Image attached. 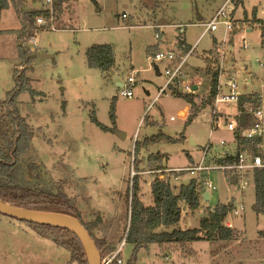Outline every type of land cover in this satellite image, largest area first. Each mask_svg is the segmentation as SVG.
Instances as JSON below:
<instances>
[{
	"label": "rangeland",
	"instance_id": "1",
	"mask_svg": "<svg viewBox=\"0 0 264 264\" xmlns=\"http://www.w3.org/2000/svg\"><path fill=\"white\" fill-rule=\"evenodd\" d=\"M224 1L54 0L56 29L40 28L36 21L34 33L37 31L38 44L29 54L32 60L28 63L21 58L18 44L22 22L13 7L2 11L0 112H5L2 102L17 85L15 68L29 78L33 89L32 93L22 91L16 99L19 114L35 132L32 149L26 154L30 163L26 177L34 180L40 177L38 181L44 185L59 183L75 198L84 221L101 217L93 232L107 246L115 245L116 250L123 245L119 255L123 264L134 258L136 264H264V204H258L257 182L252 178L242 188V180L230 182L222 170L210 171L206 177L217 187L210 191V199H205L194 210L181 203L185 208L182 207L178 226L182 229L199 227L202 217L217 203L234 201L236 206L242 204L243 208L238 214L233 208L226 219L229 226L237 229L233 240H195L190 254L177 243H152L137 248L133 241L126 239L131 206L127 196L129 182L134 174L140 173L137 176L142 200L145 205H152L151 182L154 176L162 177L165 171L150 173L149 156L158 153L164 158L169 168L164 174L170 177L173 191L177 192L181 184L202 177L196 172L191 174L186 167L200 162L210 142L228 141L227 145L210 153L215 159L219 152L234 147L232 131L220 126L213 128L209 109L186 125L182 120L187 112L178 113L188 104L183 97L167 90L153 101L165 84L169 63L166 60L155 62L148 51L150 45L158 41L156 33L160 30L161 50L179 51L178 24H188L183 36L186 43L194 44L205 28L199 24L202 21L197 20L198 16L208 21ZM235 2H230L234 7L235 31L226 34L220 26L209 32L183 67L187 73H183L181 80H191L196 75L200 78L197 80L201 83V90L197 92L200 97L209 92L211 81L205 72L207 62L204 58L215 46L214 41H225L223 48L227 50L228 63H234L240 70L241 91L259 90L264 84V38L257 24L242 23L246 15L252 18L255 8L256 15L264 18V0H241L238 5ZM41 8H47L44 0H26L24 5L25 11ZM244 40L249 44L247 48ZM94 44L113 47L116 66L109 72L87 64L86 51ZM44 53L53 57H43ZM155 64L161 74L156 71ZM132 73H136L134 96L124 98L118 82H125ZM178 87L183 89L181 84ZM113 105L115 121L111 115ZM219 109L229 112L228 119L235 122L234 103L221 105ZM94 111L108 130L92 120ZM173 115L176 120L172 121ZM182 132L185 139L174 142L161 139L160 135L174 139L180 138ZM155 135L158 141L146 142L147 137ZM190 138L196 143L192 144ZM138 141L142 147L135 156ZM176 167L183 169L179 178L169 172ZM259 177L261 180L264 175ZM163 229L172 228H159ZM0 264L79 263L72 260L67 248L52 238L0 212Z\"/></svg>",
	"mask_w": 264,
	"mask_h": 264
},
{
	"label": "trees",
	"instance_id": "2",
	"mask_svg": "<svg viewBox=\"0 0 264 264\" xmlns=\"http://www.w3.org/2000/svg\"><path fill=\"white\" fill-rule=\"evenodd\" d=\"M93 1L95 2L96 0ZM235 1V4L238 5L241 0ZM25 2L26 0H0V20L2 11L13 7L22 22V28L18 32L20 56L28 63L32 59L24 50L22 43L34 35L36 17L39 15L48 16L49 13L48 10L43 8L25 11ZM252 15L251 19L247 17L248 15H246V18L253 25L257 24L259 26L261 36L264 38V18L257 17L256 8ZM178 41L181 42V40ZM214 43L215 46L207 54L208 56L205 57V62H207L205 72L211 81L209 93L200 97L197 92L185 93L174 85L170 87L172 94L183 97L191 106L189 116L185 121L186 125L191 124L202 111L209 109L213 103L211 97L216 91L218 74L214 64L219 56L218 43L215 41ZM155 48L156 45L149 48V53L155 54L159 51ZM85 55L87 64L90 67L98 68L102 72H109L116 66L115 52L110 44H94L87 49ZM15 80L17 81L16 87L8 93V98L2 102L5 112H0V200L17 207L35 211L62 213L78 218L95 240L102 259L107 258L116 251V246L113 244L107 246L104 240L95 236L93 230L101 222V217L95 221H84L75 198L69 196L59 183L44 185L38 181L40 177L36 180L26 177V171L30 164L27 161L26 154L32 149V140L35 132L27 119L19 114L16 99L22 91L28 90L32 93L33 89L31 88L29 78L20 73L17 68H15ZM240 99L241 106H244L248 97L242 96ZM111 115L115 121L114 105ZM91 118L103 130H108V127L97 118L95 111ZM239 132L240 129L236 132V135ZM183 133L180 135V138L174 139L166 137L162 133L160 135L161 139L174 142L184 140L185 136ZM158 140L156 135L146 138V142L151 143ZM141 147L142 144L138 141L135 148V156ZM147 159L150 165V173H153L155 170L169 169L163 162L164 158L159 157L158 153L155 156H149ZM235 159L236 157L233 154H226L218 160L219 162H231ZM135 162L137 164V161ZM31 165L34 164L32 163ZM136 167L138 171L141 170L138 165ZM164 172L162 171L164 178L156 175L151 182L152 205H145L142 200L139 189V176H137L140 173L134 174L132 182H129L127 196L131 199V206L130 224L126 236L127 241H133L137 245V248L149 246L152 243H177L183 251L192 254L193 249L191 244L195 240H233L237 236V229L232 228L226 223L229 213L234 208V204L232 205V203H217L209 210L208 215L202 217L199 227L182 229L178 226L182 217L183 206L181 203L183 202L187 207L194 210L205 200V196L203 195L205 189L202 181L194 177L187 184H181L178 191L174 192L170 177L166 176ZM254 175V180L258 185L256 190L258 204H264V178L260 180L259 177L260 175H264V172L255 173ZM232 181H237V177L232 178ZM20 221L30 225L42 235L52 238L58 245L67 248L72 260L77 261L79 264H89L81 239L71 230L26 220ZM162 226L172 229L159 230ZM109 264H118L117 258ZM128 264H136L135 258Z\"/></svg>",
	"mask_w": 264,
	"mask_h": 264
},
{
	"label": "built area",
	"instance_id": "3",
	"mask_svg": "<svg viewBox=\"0 0 264 264\" xmlns=\"http://www.w3.org/2000/svg\"><path fill=\"white\" fill-rule=\"evenodd\" d=\"M233 0H225L223 5L214 12V14L209 18L208 21H202L199 23L204 26V30L201 35L196 39L194 44L191 46L189 51L182 55L178 56L174 50L168 51H157L153 55L154 61H163L166 60L168 63H171L167 66L165 70V75L167 76V83L162 87L159 93L154 97V102L167 90H170L171 86H177L178 84L183 85L182 91L185 93H193L196 90L193 88V83L189 84L181 80L183 76V67L186 64V60L191 54L197 49L199 42L203 37H205L209 32L216 31L220 26L224 27L226 34L234 31L236 23L233 18L234 7L230 6V2ZM44 6L48 10L49 15H39L36 17L37 25L40 28H50L52 30L56 29L54 22V0H44ZM126 14H123L125 17ZM187 24H179L178 36L184 34L187 30ZM37 31L33 36L23 41L22 45L28 55L34 52V47L38 44L36 37ZM162 34L161 31L156 33L157 37H160ZM225 41L219 43L222 48H218L219 56L215 61L214 67L217 70V85L214 95L211 97L212 105L209 108L210 110V122H212L213 128L224 127L229 131H232V140L234 143L233 149H225L217 154V159L212 158V151L217 150L220 146H225L228 144V141L222 139L220 143L214 144L210 142L203 151L202 159L200 162L194 163L192 166L186 167L191 174L199 173L201 178H198L202 181L204 186V192L217 190V187L212 181L207 179L208 174L213 170H222L228 180L231 182L232 178L237 177V181L242 180V188L250 183V179H254V174L259 172H264V84L259 90L251 89L249 91H241V85L238 80L240 77V70L235 67V65H230L227 61V50H225ZM218 45V46H219ZM249 44L244 40V47H248ZM208 56V55H207ZM215 59V57H213ZM23 69L24 66L22 65ZM136 82L135 75H129L127 80L120 87V95L124 98L133 97L134 90L133 86ZM251 83V80L248 81ZM172 93V92H171ZM247 96L248 100L245 102L244 106H241V97ZM231 103L235 104V113L233 114L236 118L235 122L229 120V112L225 110H220L221 105H230ZM244 119L246 122L243 124L241 120ZM170 120H176V116L173 115L170 117ZM240 132L236 135V132ZM230 142V143H231ZM241 150H239L240 148ZM233 154L236 159L231 162H219L218 159L222 158L224 155ZM183 171L182 168L176 167L174 170L169 171L170 173L176 174L175 177L179 178V172ZM165 172H168L165 169ZM164 177V176H162ZM211 197V195H210ZM234 204V201H233ZM243 208V205L240 204L236 206L234 204L235 214L239 213V210ZM230 225V224H228ZM122 246L110 256L103 259V264H109L114 259L117 258L118 264H123V260L119 257L121 253Z\"/></svg>",
	"mask_w": 264,
	"mask_h": 264
},
{
	"label": "water",
	"instance_id": "4",
	"mask_svg": "<svg viewBox=\"0 0 264 264\" xmlns=\"http://www.w3.org/2000/svg\"><path fill=\"white\" fill-rule=\"evenodd\" d=\"M198 20L203 21V17L201 15L198 16ZM46 56L53 57V55H47L44 53L43 57ZM155 69H159L157 64H155ZM241 122L244 124L246 121L242 119ZM190 139L192 141V144L196 143L194 139ZM203 195L205 196L206 200H208L210 197L208 192H205ZM0 212L7 214L11 217L17 218L19 220H26L29 222L47 224L56 227H64L71 230L81 239L85 247L89 264H103L102 255L96 245L95 240L78 218L62 213L35 211L22 207H17L9 203L3 202L2 200H0Z\"/></svg>",
	"mask_w": 264,
	"mask_h": 264
},
{
	"label": "crops",
	"instance_id": "5",
	"mask_svg": "<svg viewBox=\"0 0 264 264\" xmlns=\"http://www.w3.org/2000/svg\"><path fill=\"white\" fill-rule=\"evenodd\" d=\"M224 3V2H223ZM223 3H221V5L218 7V8H216L215 9V11L216 10H218L221 6H222V4ZM213 15V14H212ZM211 15V16H212ZM248 17V16H247ZM258 17V16H257ZM249 18V17H248ZM258 18H260V17H258ZM204 19V18H203ZM249 19H251V18H249ZM197 20H198V18H197ZM199 21V20H198ZM242 23H243V25H245L246 23H249V25H250V22H249V20L246 18V16L243 18V20H242ZM179 25V24H178ZM188 25V24H187ZM251 26V25H250ZM157 29L158 30H160V28L159 27H157ZM161 31V30H160ZM162 32V31H161ZM161 37V36H160ZM160 37H158V41L156 42V43H154V44H152V45H150V48L151 47H153V46H155L156 45V48L155 49H158L159 51H163V50H161V44H160V42H159V40H160ZM177 39L178 40H181V42H179V41H177V43L179 44V51H176L175 49H172V50H174L175 52H176V54L178 55V56H182V55H184V54H186L188 51H189V48H191V46L193 45L192 43L191 44H188V43H186V40H185V37L183 36V34L181 35V36H177ZM218 45H219V43H218ZM171 50V51H172ZM187 52H186V51ZM185 52V53H184ZM151 54V53H150ZM151 55H154V54H151ZM192 55V54H191ZM190 57V56H189ZM189 57H188V59H189ZM206 57V56H205ZM187 59V60H188ZM186 60V61H187ZM204 61H205V58H204ZM171 63H169V65H170ZM168 65V66H169ZM232 65H235L234 63H232ZM159 67V66H158ZM197 68H200V67H197ZM205 68V67H204ZM202 69V68H201ZM157 72H158V74H161L160 73V69H158V70H156ZM189 73H190V71H188ZM183 73H187V72H184V70H183ZM131 75H135V77H136V73H132ZM200 78H197V75L196 76H193V78L191 79V80H188V78H187V80L186 81H184V79H182V81H184V82H187V83H189V84H192L194 81H195V83H193V88L196 90L195 92H199V90H201V83H199V81H197V80H199ZM167 81V77H166V80H165V84L167 83L166 82ZM124 83V82H123ZM122 82H118V86H122V84H123ZM165 84L162 86V87H164L165 86ZM161 87V88H162ZM177 87V86H176ZM160 88V89H161ZM179 88V87H178ZM160 89H159V91H160ZM159 91H158V93H159ZM209 91H210V87H209ZM157 93V94H158ZM209 93V92H208ZM208 93H206V94H208ZM147 94H150L149 92H147ZM156 94V95H157ZM155 95V96H156ZM154 96V97H155ZM154 100V99H153ZM190 110H191V106L189 105V104H186L180 111H178V113L181 115L183 112H187L186 113V115H185V118L182 120V122H185L186 121V119H187V117L189 116V113H190ZM186 137V136H185ZM211 197H209V199H210ZM185 207H183V209H184Z\"/></svg>",
	"mask_w": 264,
	"mask_h": 264
}]
</instances>
